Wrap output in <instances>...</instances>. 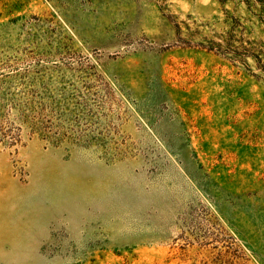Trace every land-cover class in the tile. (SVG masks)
Returning <instances> with one entry per match:
<instances>
[{
	"label": "rangeland",
	"instance_id": "obj_1",
	"mask_svg": "<svg viewBox=\"0 0 264 264\" xmlns=\"http://www.w3.org/2000/svg\"><path fill=\"white\" fill-rule=\"evenodd\" d=\"M0 264H264V0H0Z\"/></svg>",
	"mask_w": 264,
	"mask_h": 264
}]
</instances>
